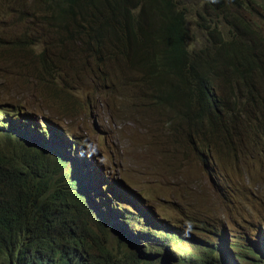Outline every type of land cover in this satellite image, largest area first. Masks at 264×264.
Masks as SVG:
<instances>
[{
    "label": "trees",
    "instance_id": "obj_1",
    "mask_svg": "<svg viewBox=\"0 0 264 264\" xmlns=\"http://www.w3.org/2000/svg\"><path fill=\"white\" fill-rule=\"evenodd\" d=\"M246 1L251 3L0 0L14 29L0 33V45L31 52L27 64L36 51L41 74H67L74 59H90L94 81L126 85L146 99L151 111L163 110L168 130L205 156L204 166L206 150L236 166L240 143L252 155L264 154V27L231 10H246ZM194 12L207 24L198 25V37L189 24ZM1 103L0 264H264V243L258 244L264 223L259 228L233 221L221 229L215 219L203 224L202 218L178 216L180 224H166L153 207L141 206L139 197L137 208L132 205L138 214L123 216L130 207L123 206L120 189L105 177L101 184L115 194L108 201L110 213L123 216L112 235L111 217L90 195L98 198L103 188L86 190L72 162L73 148L77 153L92 144L89 138L57 126L45 114L39 115V126L21 106ZM17 124L26 130L17 131ZM94 169L101 174V167L94 164ZM211 173L214 188L224 189ZM89 177L94 181L93 173ZM241 180L249 181L248 173L242 172ZM255 185L262 201L264 184L257 180Z\"/></svg>",
    "mask_w": 264,
    "mask_h": 264
},
{
    "label": "rangeland",
    "instance_id": "obj_2",
    "mask_svg": "<svg viewBox=\"0 0 264 264\" xmlns=\"http://www.w3.org/2000/svg\"><path fill=\"white\" fill-rule=\"evenodd\" d=\"M33 4L37 7V2ZM193 6L200 7L196 2ZM243 8L231 10H240L238 17L242 15L249 23L264 27V4L251 0V3L246 1V10ZM7 13L8 10L0 8V33L9 35L14 29L12 17ZM189 24L195 29L196 37L198 25H207L195 12L189 13ZM30 53L0 45L1 104L21 106L35 116L39 126V115L45 114L54 119L57 126L85 134L96 150L87 148L96 153L98 162L106 165L111 182L123 194L119 201L130 207V212L122 211L123 216L134 218L138 214L132 205L137 208L136 197H139L141 206L153 207L159 219L165 218L166 224H180L182 219L178 216H189L197 221L207 214L221 217L222 207H225L220 198L225 194L235 200L240 198L242 172L243 175L248 173L250 181L243 180L245 185L254 187L257 180L264 184V171H261L264 169L263 153L261 156L252 155L240 143V151H236L239 165L235 166L234 162L218 157L214 150L216 156L206 150L208 162L204 166L206 157H200L196 150H192L183 135H174L168 130L170 124L166 121L169 116L166 118L163 110L152 108L151 111L146 99L133 93L126 85L103 86L94 81V64L90 59H74L67 74L61 75L53 70L41 74L35 64L36 51L33 50L32 64H27ZM87 102L92 105L87 106ZM13 119H8L11 126ZM30 124L36 131V126ZM17 126V131L26 130L21 125ZM30 136L33 137L34 132ZM79 158L81 153L73 151L75 167ZM228 162L230 166H227ZM211 170L226 185L224 189L214 188ZM86 175L87 181L82 174L81 177L89 191L95 185L88 168ZM259 193L257 190L256 195ZM100 195L99 202L113 221L108 227L115 228L123 221L122 215L117 213V217L110 213L108 201L114 200L115 194L105 187L104 194ZM102 195L107 196V201H103ZM245 222L251 223V220ZM252 222L262 228L264 199L253 211ZM256 234L259 235L257 231ZM263 243L264 237H259L258 244Z\"/></svg>",
    "mask_w": 264,
    "mask_h": 264
},
{
    "label": "clouds",
    "instance_id": "obj_3",
    "mask_svg": "<svg viewBox=\"0 0 264 264\" xmlns=\"http://www.w3.org/2000/svg\"><path fill=\"white\" fill-rule=\"evenodd\" d=\"M1 118L2 117H0V119ZM41 123H42V121H41ZM63 127L66 128V126H63ZM87 147H89L93 150H96V147L92 144H88L83 149H78V152L81 153V158L76 160V167H77L76 169L79 170L80 173L82 174L83 178L86 179V177H87L86 171L88 168L89 173L94 174V185L99 186L100 188H103V191L100 194H104L105 186L101 184V181L105 180V177L110 178L107 174V171H106V165L104 163L101 164L100 162H98L95 159L96 153H94V151H91ZM73 151L75 152V148H73L72 152ZM84 156H85V158H84ZM80 159H82V161H83L82 163L80 162ZM91 164H92V166H91ZM94 164L98 165V167H101V174H99L98 176L95 174ZM239 187H240V190H242L241 199L235 200L234 198L228 196L227 194L224 195L223 197L220 198L224 207H225V208L222 207L223 215L221 217H217L214 215L207 214L206 216L202 217L203 224H204V222L208 221L209 219H215L217 221L218 225L221 227V229L233 226V221H236V223L245 227L248 224L247 222H245V220L250 219L251 223L253 224V222H252L253 221V211L255 209H258L260 202H261V201L257 200V195L255 196L256 185L254 184L255 188L253 186L250 187V186H247L245 184H240ZM249 189L252 190V193H251L252 195L247 191ZM90 195H91L94 203H100L99 199L96 198V195H92V191H91ZM111 200L113 201L112 198H111ZM185 228L189 229V226L187 225ZM111 232H112V235H114L115 231H114L113 227L111 229Z\"/></svg>",
    "mask_w": 264,
    "mask_h": 264
},
{
    "label": "bare ground",
    "instance_id": "obj_4",
    "mask_svg": "<svg viewBox=\"0 0 264 264\" xmlns=\"http://www.w3.org/2000/svg\"><path fill=\"white\" fill-rule=\"evenodd\" d=\"M54 156H56V154H55ZM59 159H60V158H59Z\"/></svg>",
    "mask_w": 264,
    "mask_h": 264
}]
</instances>
